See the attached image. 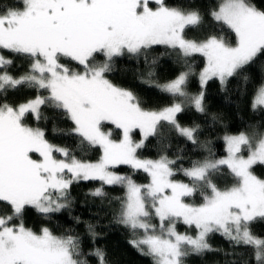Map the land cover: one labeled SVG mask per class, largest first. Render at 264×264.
<instances>
[{"label": "snow or ice", "instance_id": "obj_1", "mask_svg": "<svg viewBox=\"0 0 264 264\" xmlns=\"http://www.w3.org/2000/svg\"><path fill=\"white\" fill-rule=\"evenodd\" d=\"M209 14L222 31L226 28L234 34V43L223 34L202 40L187 38L186 29L202 24L201 11L172 6L167 0H14L0 4V50L26 56L30 62L28 71L14 76L7 71L12 59L0 55V94L21 86L37 92L35 98L17 106L0 103V202L11 209L0 215V264H88L81 258L85 254L79 236H58L47 227L36 232L23 219L27 207L45 216L68 209L69 188L79 180H99L125 189L117 223L131 231L136 238L130 243L150 256L153 264H185L191 254L213 251L208 242L213 233L234 248H252L257 264H264V238L250 227L264 220V178L253 171L254 165H264V132L226 135V157L194 161L188 168H174L176 160L166 155L141 159L137 152L144 140L161 135L165 124L198 143L199 125L182 126L176 116L186 105L203 113V92L191 96L189 72H182L162 86L174 102L161 110H147L132 91L106 77L115 58L138 56L154 45L178 50L185 58L204 57L202 85L212 78L224 85L264 56V10L251 0H219ZM42 90L48 94L42 95ZM42 106L62 109L82 142L100 149L99 160L78 159L66 148L51 144L42 128L27 124L29 113L37 121L46 119ZM260 107H264V81L256 86L252 100L254 111ZM108 126L120 130L119 139L113 138ZM136 130L143 139L133 138ZM121 165L147 173L149 182L138 184L113 171ZM224 167L235 182L221 188L212 177ZM178 171L188 182L173 178ZM197 194L202 203L185 201ZM90 195L103 198L106 193L100 187ZM178 222L194 228L195 235L178 232ZM87 229L95 239L94 225L88 224ZM87 255L106 264L99 248Z\"/></svg>", "mask_w": 264, "mask_h": 264}, {"label": "trees", "instance_id": "obj_2", "mask_svg": "<svg viewBox=\"0 0 264 264\" xmlns=\"http://www.w3.org/2000/svg\"><path fill=\"white\" fill-rule=\"evenodd\" d=\"M13 2L14 0H0V4L4 5ZM167 2L172 6L196 8L201 11L202 24L197 28L186 29L187 38L202 40L209 35L223 34L234 43V34L226 28L222 31L221 26L209 14L219 0H167ZM251 2L257 8L264 10V0H251ZM0 55L12 59L13 63L7 69L10 74L19 76L28 71L30 62L26 56L12 54L7 50H0ZM204 67L205 60L200 55L185 58L179 55L178 50L156 45L143 50L138 56L125 54L115 58L112 70L106 74V77L113 84L132 91L145 109L161 110L170 106L174 98L169 93L161 91L158 86L173 81L182 72H189L187 91L191 96L198 95L202 89L199 75ZM245 77L248 79L245 80ZM261 81H264V56H258L241 73L229 77L224 85L216 79L209 80L203 92L205 111L201 113L192 105H186L185 109L176 116V120L182 126L199 125L198 143L193 144L180 136L171 125L165 124L161 135L150 136L144 141V146L138 149V156L141 159L157 160L166 155L169 159L176 160L173 167L177 169L188 168L194 161L223 157L225 155L223 138L226 135L264 132V108L260 107L255 111L252 108L254 91ZM41 94L48 93L42 90ZM36 95L35 88L21 86L15 90H8L6 94H0V103L6 102L17 106L35 98ZM41 112L46 119L37 121L29 113L25 117V122L32 127L42 128L45 131V138L51 144L66 148L70 155L93 163L99 160L100 149L82 142V138L72 131L74 124L62 109L42 106ZM108 127L113 130V138L119 139L120 130L115 129L114 126ZM108 127L105 130H108ZM133 138L140 140L139 131L133 132ZM54 155L58 159H64L59 153ZM113 171L130 176L138 184L149 182L145 172L133 170L126 165H121ZM253 171L258 177L264 178V165H254ZM173 178L188 182L187 177L179 171ZM212 178L221 188L230 187L235 182L226 167L221 172L215 173ZM100 187H103L106 196L100 198L90 195L93 190ZM69 192L71 204L68 209L45 216L35 208L27 207L23 216L26 227L36 232L47 227L58 236L66 234L79 236L85 254L81 258H86L88 264H99L95 256L87 255L96 248L105 253L106 264H153L150 256L142 255L132 246L130 240L136 237L131 231L117 223L120 200L125 196V189L122 186L103 185L99 180H79L70 186ZM185 201L200 204L202 198L197 194L195 197H186ZM10 211L8 205L0 202V215L9 214ZM153 222L158 223L156 220ZM88 224L95 227V232L98 234L95 239L88 232ZM250 227L254 234L264 238V220L258 219L252 222ZM176 228L180 233L189 235L196 233L194 228H189L182 222H178ZM208 242L213 251L191 254L185 258V264H257L252 248L246 246L234 248L219 233L210 234Z\"/></svg>", "mask_w": 264, "mask_h": 264}, {"label": "rangeland", "instance_id": "obj_3", "mask_svg": "<svg viewBox=\"0 0 264 264\" xmlns=\"http://www.w3.org/2000/svg\"><path fill=\"white\" fill-rule=\"evenodd\" d=\"M154 46H156V45H154ZM160 46H165V45H160ZM194 55H199V54H194ZM204 60H205V58H204ZM205 65H206V60H205ZM201 72H202V71H201ZM212 79H216V80L219 81L218 78H212ZM199 80H200V75H199ZM210 80H211V79H210ZM208 81H209V80H208ZM208 81H207V82H208ZM219 82H220V81H219ZM200 84H201V81H200ZM163 85H164V84H163ZM163 85H159V86H158V88H159L161 91H163V90H162V86H163ZM205 85H206V84H203V85L201 84L202 89H201L200 93H201V92H204V87H205ZM163 92H165V91H163ZM165 93H167V92H165ZM200 93H199V94H200ZM193 107H194V106H193ZM194 108H195V107H194ZM261 108H264V107H261ZM114 127H115V126H114ZM137 131H138V130H137ZM77 135H78V134H77ZM140 136H141L140 140L143 139V137H142L141 134H140ZM144 141H145V140H144ZM223 142H224V145H225L224 138H223ZM143 143H144V142H143ZM243 154H244L245 156L247 155V153H243ZM226 156H227V152H226V145H225V155H224L223 157H220V158H224V157H226ZM126 166H127V165H126ZM141 171H142V170H141ZM146 174H147V173H146ZM68 175H70V174H68ZM182 223H183V222H182ZM176 225H177V224H176ZM186 226H187V225H186ZM176 229H177V228H176ZM183 233H184V232H182V234H183Z\"/></svg>", "mask_w": 264, "mask_h": 264}]
</instances>
